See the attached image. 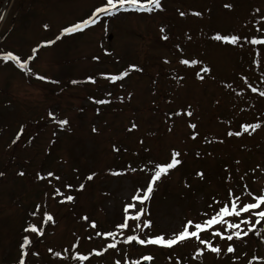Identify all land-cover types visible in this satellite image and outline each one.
I'll return each instance as SVG.
<instances>
[{
	"label": "rangeland",
	"instance_id": "1",
	"mask_svg": "<svg viewBox=\"0 0 264 264\" xmlns=\"http://www.w3.org/2000/svg\"><path fill=\"white\" fill-rule=\"evenodd\" d=\"M225 2L234 5L232 11L222 7ZM100 4L101 0H0V54L13 51L26 57L32 47L54 39L63 27L85 18ZM162 4L163 12H121L113 18L102 17L83 33L40 47L29 66L33 73L58 83L36 80L11 62H0V171L5 173L0 177V264H17L18 244L27 223L45 229L34 246L39 258L29 255L27 264H76L71 252L101 250L107 241L94 233L112 230L121 221L123 204L130 202L135 188L148 179L139 169L168 162L172 150L181 153L178 159L182 163L162 178L147 204L153 221L152 229L145 230L149 235L170 234L186 218L199 219L198 213L212 198L222 200L229 187L240 191L247 184L253 192L264 190V97L249 87L264 91V47L243 42L241 47H233L211 40L216 32L260 36L256 29L264 28V0H162ZM257 8L261 13H256ZM177 9L201 11L203 16L181 18ZM16 10L18 15L13 19L11 14ZM44 24L49 25L47 30ZM161 27L167 41L161 39ZM177 45L182 51H177ZM104 49L112 55H104ZM93 56H99V61ZM184 58L201 64L180 65L178 60ZM165 59L169 63H164ZM129 65L143 71H131L115 84L100 76L118 74ZM204 65L211 72L201 73L205 79L197 80L195 72ZM89 76L96 79L95 85L71 83ZM108 92L110 97L105 95ZM128 93L132 94L130 99ZM89 97L112 102L96 105ZM120 97H124L123 102ZM188 105L192 117L172 115L168 119ZM50 111L56 120L69 121L65 130L49 118ZM133 122L137 128L127 131ZM188 122L197 124L195 140ZM257 122L262 128L251 136L226 135L229 130L243 131L242 124ZM21 125L24 132L12 145ZM113 145L120 151L113 152ZM128 165L137 172L128 171ZM110 170L125 171V175L113 177ZM20 171L25 173L23 177L17 175ZM47 171L61 180L49 184L35 179L37 172ZM197 171L204 173L202 180L196 177ZM91 172L97 175L87 181L85 177ZM229 176L230 181L226 180ZM80 183L85 188L77 192ZM66 184L73 188H66ZM52 185L75 200L59 203L62 197H52ZM37 204L41 208L33 217L30 213ZM44 211L53 215L55 224H41ZM83 216L88 220L81 219ZM91 221L97 229L90 228ZM89 235L93 239L88 240ZM140 235L143 238L144 233ZM77 237L79 247L72 250ZM30 238L36 239L31 234ZM48 248L68 259L54 257ZM66 248L70 251L64 252ZM118 248V253L109 250L104 257L92 256L83 264H113L115 259L123 264L125 256L134 260L143 255L154 257L147 264H175L176 259L181 264H201L192 259L195 248L191 243L171 251L122 243ZM253 255L264 257V244L250 236L247 244L237 245L239 259L235 262L231 254L220 259L205 254L202 264H248Z\"/></svg>",
	"mask_w": 264,
	"mask_h": 264
},
{
	"label": "snow or ice",
	"instance_id": "2",
	"mask_svg": "<svg viewBox=\"0 0 264 264\" xmlns=\"http://www.w3.org/2000/svg\"><path fill=\"white\" fill-rule=\"evenodd\" d=\"M222 7L228 11H232L234 5L231 2L223 3ZM165 9L162 4V0H101V4L95 6L94 9L87 15L85 18L72 23L70 26L63 27L59 34L55 36L54 39H49L43 41L37 46L31 48V54L26 57L14 53L13 51H7L3 54H0V62L9 63L11 62L17 69L23 72L25 75L34 76L36 80L47 81L51 83H58V81H49L48 78L44 75L35 74L30 68V62L36 59V54L40 47L52 46L57 41L61 40L65 36L72 34L83 33L86 30H89L96 26L102 17L113 18L117 14L124 12H135V13H147L152 14L154 11L163 12ZM256 13H261V9H255ZM177 12L181 18H184L186 15H191L193 17H202L203 13L201 11H190L185 12L177 9ZM264 18V14H262ZM3 19V16H0V20ZM104 29L107 30V25H103ZM43 28L47 30L49 28L48 24H44ZM161 39L167 41L169 39L168 35L165 33V28L161 27L159 29ZM258 33H261L260 36L252 37H242L240 34L231 33L222 34L221 32H216L211 36V40L219 42L223 45H230L233 47H241L242 42L248 43L257 47H264V28L258 27L256 29ZM191 39V37H189ZM177 51H182L180 46H176ZM260 53L257 52L256 55ZM104 55H112L107 49H104ZM93 60L99 61V56H93ZM164 63H169L167 59L164 60ZM178 63L186 67H193L201 64V61L197 59L184 58L179 59ZM131 71L142 72L143 69L137 65H129L126 69L120 71L118 74H105L101 73V78L107 80L110 84H115L117 81H122L127 77ZM211 72L210 67L204 65L200 68L199 71L195 72V78L197 80L203 81L205 77L201 73L208 74ZM180 77L179 79H183ZM243 79V78H242ZM73 85L79 83H90L95 85L97 83L96 79L92 76L87 77L85 81L72 80ZM247 83V80H245ZM123 85H121L122 87ZM230 87V85H229ZM251 92L258 94L259 97H264V91L258 90L256 87L249 85ZM106 96H111V93L108 92ZM131 93H128L129 99L131 98ZM92 103L96 105H106L111 103L110 99L106 98H88ZM123 102L124 97L119 98ZM99 114V109L96 110ZM172 115L176 117L187 116L192 117L193 111L191 110V105H188L186 109L177 110L171 115L168 119H171ZM50 119L54 120L58 125L60 130H65V126L69 124L67 119H59L53 116V113L50 111L48 113ZM187 127L192 131L191 139L195 140L197 138V124L193 122H188ZM137 128V125L133 122L127 131L131 132ZM240 128L243 131H227L226 135L228 137H241L244 133L251 136L257 130L262 128V124L257 123H246L240 125ZM171 126L168 128V131L171 132ZM24 132V126L21 125L19 131L15 134V138L11 140V144L15 145L18 140H20L22 133ZM92 132L96 133L97 129L93 126ZM56 133H53L55 136ZM54 142V141H53ZM223 140H220L219 143H223ZM143 144V140L140 141ZM113 152H119L120 149L113 145ZM126 151V149H125ZM147 152L148 149H145ZM210 154V153H209ZM199 156V153L196 154ZM181 156V153L177 150H172L170 154V160L168 162H156L152 168H140L139 171L146 172L148 179L144 185L138 186L135 188L133 193L129 196V201L123 204L122 207V219L120 222L116 223L112 230H97L95 231V237H102L107 243L102 247L101 250L92 249L87 254H83L80 251L71 252V259L76 262V264H83V262H90V258L95 256L97 258L104 257L105 253L109 250L114 252H119L118 243H122L127 246L139 245L142 247H156L164 250L171 251L176 247L184 246L191 243L194 248V254L192 256L193 260L199 259L202 264V259L205 254H211L217 259H220L222 256L232 255L233 260L239 259L236 256L237 245L238 244H247L248 238L257 237L261 244H264V190L260 192H253L249 189L247 184H244L240 191H236L233 188L229 187L226 189L225 197L217 199L212 198L211 202L206 206V209L199 212V219H190L186 218L184 222L180 225L179 229L174 230L170 234L158 233L156 235H149L145 233V230H151L153 227V221L149 218L151 213L147 210V204L152 199L153 194L158 187L159 182H162V178L169 175L170 170L175 169L178 165L182 163L181 159L178 157ZM239 164L240 161L235 162ZM259 167V166H257ZM128 171L132 173L137 172L136 167L128 165ZM225 171H228L225 168ZM109 174L113 177L125 175V171H112L110 170ZM5 173L0 171V177H3ZM17 175L23 177L25 173L20 171ZM97 175L95 172L88 174L85 179L87 181H92ZM196 177L201 180L204 177L202 171H197L195 173ZM51 178V180L49 179ZM35 179L37 181H47L51 184L52 180L60 181L61 177L56 175L53 171H47L45 174L40 172L36 173ZM231 177H227L226 180L230 181ZM243 180V177H241ZM68 189H72L73 185L66 184L64 185ZM53 193L52 197L55 199L57 196L62 197L59 200V203L64 204L66 202H73L75 197L73 195H65L61 192L59 187L52 185ZM185 187H188L185 184ZM85 188L84 183H80L76 188V191H82ZM48 196V193L45 192V197ZM36 210L31 212L30 215L35 217L40 211L41 205L37 204ZM81 219L87 221L88 217L83 216ZM49 222L55 224V220L52 214L44 211L42 214V225H46ZM90 228L97 229V224L95 221H91L89 224ZM23 235L21 237V242L18 244V259L17 264H27V258L29 255L32 257L39 258L40 253L38 250H35V244L39 243V238L44 236L45 229L42 226H38L36 223H27L22 229ZM141 233H144L143 238H141ZM30 234L33 235L36 239H31ZM122 239L117 240V237ZM88 240L93 239L92 235L87 237ZM80 238H76V242L72 243L70 248L76 250L79 247ZM47 251L51 253L54 257L60 259H68L67 256H62L60 251H54L52 248H48ZM70 249H64V252H69ZM154 257L152 255H143L142 257L134 260H129L127 256L123 261V264H141L143 261H151ZM171 260V256H169ZM113 264H122L120 259H115ZM175 264H181L179 259H176ZM248 264H264V257H257L253 255L248 261Z\"/></svg>",
	"mask_w": 264,
	"mask_h": 264
},
{
	"label": "trees",
	"instance_id": "3",
	"mask_svg": "<svg viewBox=\"0 0 264 264\" xmlns=\"http://www.w3.org/2000/svg\"><path fill=\"white\" fill-rule=\"evenodd\" d=\"M21 4V3H20ZM22 5V4H21ZM18 11L19 10H16V11H14L11 15L13 16V19L15 18V16H16V14L18 15ZM3 38V35L1 34V36H0V39H2Z\"/></svg>",
	"mask_w": 264,
	"mask_h": 264
},
{
	"label": "water",
	"instance_id": "4",
	"mask_svg": "<svg viewBox=\"0 0 264 264\" xmlns=\"http://www.w3.org/2000/svg\"><path fill=\"white\" fill-rule=\"evenodd\" d=\"M143 264H145V262Z\"/></svg>",
	"mask_w": 264,
	"mask_h": 264
}]
</instances>
